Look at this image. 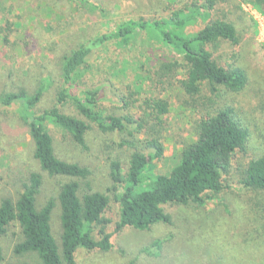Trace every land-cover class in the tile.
Segmentation results:
<instances>
[{
  "label": "trees",
  "instance_id": "obj_1",
  "mask_svg": "<svg viewBox=\"0 0 264 264\" xmlns=\"http://www.w3.org/2000/svg\"><path fill=\"white\" fill-rule=\"evenodd\" d=\"M72 1L104 11L90 0ZM156 1L158 11L150 17L147 13L138 15L133 9L125 11L134 2L121 0L114 29L88 37L63 55L50 107L34 109L49 84L48 78L32 95L20 89L0 96V108L18 106L32 144V157L41 173L61 181L57 196L61 249L50 226L54 200L36 207L43 183L41 173L28 174L15 200L5 197L0 201V238L9 235L11 228L18 229L14 255L36 253L41 264H75V253L80 248L107 251L111 247V234L106 231L109 220L104 217L108 196L89 189L79 195V181L86 180L90 171L56 156L45 122L60 129L67 140L84 152L89 150L87 136L94 130L116 133L118 149L129 152L125 160L109 159L111 183L119 188L114 197L118 206L115 231H143L155 223L170 224L166 205H205L229 187L228 173L232 168L238 172L241 187L264 190V152L247 159L244 165L238 163L239 159L248 158L249 128L233 105L218 104L225 94L243 91L248 80L246 70L236 63V54L233 61L224 65L214 55L223 46L235 48L242 42V33L228 14H243L242 6L249 5L264 18V0ZM198 24V30L187 31L189 26ZM136 45L143 52L133 61L130 52ZM103 48L113 50L118 60L120 57L121 66H134L130 68L131 83L123 85L124 89L115 96L117 112L109 115L100 105V84L89 85L80 90V95L74 92L83 71L86 73L91 67L88 60ZM154 51L160 52L156 59L152 57ZM125 71L121 70L122 76L127 75ZM103 83L107 89L112 86L108 79ZM204 86L209 96H202ZM176 87V99L185 97L181 106L198 114L192 126L193 140L182 143L179 161L168 174L152 175L149 173L155 168L154 162L164 154L161 135L171 114L172 102L164 95ZM132 109L136 118L129 112ZM67 178L73 181L64 182ZM3 260L0 245V264Z\"/></svg>",
  "mask_w": 264,
  "mask_h": 264
},
{
  "label": "rangeland",
  "instance_id": "obj_2",
  "mask_svg": "<svg viewBox=\"0 0 264 264\" xmlns=\"http://www.w3.org/2000/svg\"><path fill=\"white\" fill-rule=\"evenodd\" d=\"M90 1L104 11L77 5L72 0H0V96L20 89L32 95L43 85L42 80L48 78L49 84L34 109L43 110L52 105L61 57L88 37L114 29L117 22L121 0ZM133 2L124 10L133 9L138 15L147 13L151 17L159 8L156 0ZM242 9L243 14H228L242 33V42L235 48L223 46L214 55L220 57L223 65L233 61V54L238 55L236 63L247 73V86L242 92L225 94L218 100L219 105H233L249 128L248 158L238 160L244 165L247 159L264 152V18L249 5H243ZM235 14L242 18L237 19ZM198 29L199 24L189 26L187 31ZM142 52L136 45L130 52L131 60L136 61ZM159 53L154 51L153 59ZM119 60L108 48L96 51L87 62L90 69L86 73L83 71L74 89L80 95V90L89 85L100 84V105L105 115L117 112L119 104L115 96L124 89L123 85L131 83L130 68L134 66H121ZM122 69H126V76H122ZM106 79L112 83L109 89L103 83ZM178 94L176 87L164 95L172 102L171 114L161 135L164 154L154 162L155 168L149 174H168L179 161L182 143L193 140L192 126L198 114L181 106L185 97L180 95L176 99ZM202 96H209L205 86ZM129 112L136 118L135 110ZM19 113L16 105L0 108V201L5 197L15 200L28 174L41 173L32 157V144ZM44 125L53 138L57 157L89 169V177L79 181V195L89 189L105 193L109 198L104 217L109 220L106 231L111 234L110 249L80 248L75 253V264H264V190L241 187L235 169L228 173L229 187L205 205H166L164 210L171 217L170 224L155 223L143 231L133 228L115 231L118 206L114 197L119 188L111 183L109 161L125 160L129 153L118 149V135L91 131L87 136L89 150L84 152L67 140L60 129L48 122ZM41 174L43 183L36 196V207L39 209L49 199L54 200L50 226L61 249L62 227L57 199L61 181L44 172ZM68 181L73 180L67 178L64 182ZM17 232L16 227L11 228L9 235L0 238L4 251L1 264H41L36 253L20 256L12 253Z\"/></svg>",
  "mask_w": 264,
  "mask_h": 264
}]
</instances>
